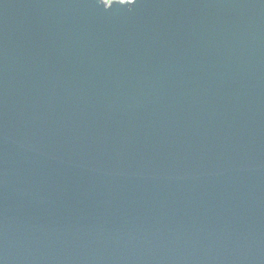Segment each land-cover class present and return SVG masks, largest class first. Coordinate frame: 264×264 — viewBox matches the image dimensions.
<instances>
[{
  "label": "water",
  "instance_id": "obj_1",
  "mask_svg": "<svg viewBox=\"0 0 264 264\" xmlns=\"http://www.w3.org/2000/svg\"><path fill=\"white\" fill-rule=\"evenodd\" d=\"M0 264H264V0H0Z\"/></svg>",
  "mask_w": 264,
  "mask_h": 264
}]
</instances>
